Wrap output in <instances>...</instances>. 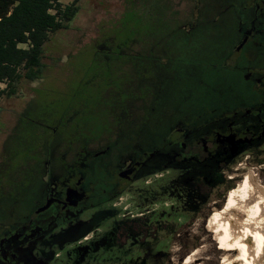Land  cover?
Segmentation results:
<instances>
[{
  "label": "rangeland",
  "instance_id": "1",
  "mask_svg": "<svg viewBox=\"0 0 264 264\" xmlns=\"http://www.w3.org/2000/svg\"><path fill=\"white\" fill-rule=\"evenodd\" d=\"M61 1L64 5H70L75 0ZM238 2L80 0L79 13L69 28L51 35L44 46L46 57L41 79L23 82L15 96L0 100V228L10 226L17 221V216L25 215L27 198L22 195L12 197L15 185L24 184L29 175H33L36 184L40 181L36 169L46 166L41 154V144H46L44 122H48L52 130L63 123L66 135L69 128L70 142L55 139L54 148L60 154L63 153L61 157L68 163L65 167H70L73 158L64 143L76 149L78 145L75 138L83 137L82 134L91 141L104 133L100 140L89 144L87 149L110 145L125 151L126 148H122L125 145L134 147L135 137L140 142L146 140L145 147L149 148L152 142L161 141L167 130H176L188 123L208 119L219 109L220 104H232L241 91L237 75L220 67L233 64L234 55L238 54L237 49L244 40L233 14ZM207 29L210 32L208 42L199 44L196 38ZM183 34L186 37V49L180 46ZM254 40L252 46H257L256 50L248 49L245 45L239 54L242 59L238 56L246 63H250L251 58V61L253 58L255 60V56L257 59L264 56V34L251 36L250 42ZM140 48L149 58L152 57L151 51L154 52L159 60L173 56L171 54L175 52L179 60V74L173 79L167 64H162L155 57L150 59L148 66L158 71L156 77L163 81L171 80L170 85L166 86L168 90H160L154 96L134 98L135 101L127 107L132 112L131 115L128 113L129 121L119 123L111 133L107 132L111 118L107 115L109 98L106 92L101 104L99 101L101 93H104L102 90L108 86L109 71L112 78H118L117 83L121 73L136 76L132 63L127 61H142V58L137 57ZM253 50L256 52L254 57L251 56ZM118 54L125 58H111ZM193 60L205 61L208 66L204 67V64ZM152 74L153 71L147 73V78L152 79ZM187 80L190 85L195 83L189 90ZM141 82L144 83L143 80ZM135 84L134 81L133 88ZM157 103L160 107L158 114L152 109ZM72 112H77V117L73 116L74 119L70 120ZM135 113L144 114L136 125L130 120L136 116ZM146 113L152 116L146 117ZM117 114L121 115L120 112ZM70 126L75 129L82 126V129L75 133ZM73 140L75 143L71 142ZM251 151L243 154L228 169L232 184L225 183L220 187L223 198L219 199V207L209 208L207 219L197 214L185 217L172 214L171 218H167L171 219V223H165V230L150 240L154 254L152 264H182L195 250L200 254L198 264H221L224 248L220 234L216 233L215 214L228 203L229 194L244 181L247 174L251 173L255 182L264 186V142ZM120 161L126 162V159L121 157ZM56 174L58 172L53 173V178ZM215 199H212L211 207ZM122 201L129 204L133 200L130 195H123ZM167 203L170 204L169 201ZM154 208L160 213L165 210V215L170 212L162 202ZM86 238L88 236L82 241ZM103 255L104 252L98 254L93 264H108ZM67 256L66 251L62 252L59 263L54 264H66Z\"/></svg>",
  "mask_w": 264,
  "mask_h": 264
},
{
  "label": "flooded vegetation",
  "instance_id": "2",
  "mask_svg": "<svg viewBox=\"0 0 264 264\" xmlns=\"http://www.w3.org/2000/svg\"><path fill=\"white\" fill-rule=\"evenodd\" d=\"M233 14L244 40L234 55L233 64L220 69L237 75L241 91L232 104H220L212 117L167 130L162 140L152 142L149 148L145 147L146 140L140 142L135 137L133 148L122 147L128 155L110 145L87 149L104 133L91 141L82 134L83 137L75 138L79 151L64 143L73 158L70 167H65L68 163L62 159L63 153L54 148L57 140L70 142L69 128L66 135L63 123L55 130L48 122L43 123L46 144H41V154L46 166L36 169L40 176L37 184L33 175H29L24 184L15 185L12 197L22 195L28 200L25 199L24 217L17 216V221L10 226L0 228V264H54L59 263L65 251L66 264H93L102 252L108 264H152L150 240L165 230V223H171L167 218L172 214L184 217L197 214L207 219L209 208L219 207V199L223 198L220 187L232 184L228 169L243 154L264 142V56L258 59L255 56V60L251 58L246 63L239 55L245 45L256 50L257 46H252L255 40L250 42V37L264 34V0H239ZM262 43L264 49V40ZM255 50L252 57L256 55ZM151 53L149 58L140 48L137 57L142 61H127L134 67V77L121 73L117 83L118 78H112L109 71L108 86L102 90L99 101L101 104L106 92L107 115L111 118L107 132L129 121L128 113L132 112L128 104L134 98L168 90L166 86L171 80L156 77L158 71L148 66L150 59H157ZM171 55L157 61L167 64L174 79L179 74V60L175 52ZM111 58L125 56L118 54ZM152 71V79L147 78L146 74ZM134 81L136 88L132 87ZM186 84L189 90L190 82L187 80ZM152 109L160 113L158 103ZM71 115L70 120L77 117V112ZM142 115L138 113L130 120L136 125ZM147 116L152 114L146 113ZM71 129L76 133L82 126ZM121 157L126 162H121ZM123 195H130L133 201L124 204ZM161 202L169 208L167 215L165 210L160 213L154 208ZM83 235L88 238L75 241Z\"/></svg>",
  "mask_w": 264,
  "mask_h": 264
},
{
  "label": "trees",
  "instance_id": "3",
  "mask_svg": "<svg viewBox=\"0 0 264 264\" xmlns=\"http://www.w3.org/2000/svg\"><path fill=\"white\" fill-rule=\"evenodd\" d=\"M79 2L64 5L61 0H0V100L15 96L23 82L41 79L44 46L51 35L69 28L79 13ZM253 7L255 10L256 5ZM184 35L181 49L187 47ZM209 35L207 29L196 39L203 44L208 42ZM193 61L208 66L205 61ZM194 85L192 82L191 86Z\"/></svg>",
  "mask_w": 264,
  "mask_h": 264
},
{
  "label": "bare ground",
  "instance_id": "4",
  "mask_svg": "<svg viewBox=\"0 0 264 264\" xmlns=\"http://www.w3.org/2000/svg\"><path fill=\"white\" fill-rule=\"evenodd\" d=\"M229 196L214 218L223 240L221 264H264V186L249 173ZM198 255L193 251L182 264H198Z\"/></svg>",
  "mask_w": 264,
  "mask_h": 264
},
{
  "label": "water",
  "instance_id": "5",
  "mask_svg": "<svg viewBox=\"0 0 264 264\" xmlns=\"http://www.w3.org/2000/svg\"><path fill=\"white\" fill-rule=\"evenodd\" d=\"M85 235L79 237V238H76L75 241H78L79 239L83 238Z\"/></svg>",
  "mask_w": 264,
  "mask_h": 264
}]
</instances>
